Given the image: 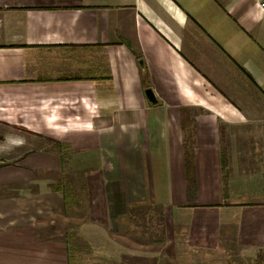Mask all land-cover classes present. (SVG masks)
<instances>
[{
  "label": "crops",
  "instance_id": "crops-1",
  "mask_svg": "<svg viewBox=\"0 0 264 264\" xmlns=\"http://www.w3.org/2000/svg\"><path fill=\"white\" fill-rule=\"evenodd\" d=\"M248 123L261 130L234 127ZM3 153L0 171L100 172L78 233L107 258L109 218L129 206L183 224L202 212L212 239L229 236L223 217L237 229L236 213L264 209V13L254 0H0ZM38 180L0 179V264H73L72 234H56L63 193Z\"/></svg>",
  "mask_w": 264,
  "mask_h": 264
},
{
  "label": "rangeland",
  "instance_id": "rangeland-1",
  "mask_svg": "<svg viewBox=\"0 0 264 264\" xmlns=\"http://www.w3.org/2000/svg\"><path fill=\"white\" fill-rule=\"evenodd\" d=\"M248 125L250 127H247V124L239 125L240 128L239 126L234 127L236 130H241L240 134L246 133V129L250 128L252 131L261 130L259 124L256 126V124L248 123ZM242 129H245L244 132H242ZM253 141L260 142L261 139H254ZM260 150L259 153L262 152L261 148ZM5 156L3 153L0 160ZM259 156L264 157L261 154ZM68 161V169L65 170L0 171V179L5 180L7 183L15 182L14 187H8V189L12 188L13 190H20V188L34 189L35 184L31 182L39 181L40 178H45L47 187L53 191L64 185L70 188L71 193H73V201L70 204L73 206L67 207V215L65 214L59 226H57L56 234H59L63 239H67L68 235L72 234L74 240H70L72 245L71 255H74L73 264H264V211H262L264 209L262 207L261 209L236 213L238 215L234 218L238 221L237 229L234 226L233 218L226 219V217H223V219L232 223L228 224L227 227L230 235L226 236L223 230L221 234L220 229L216 231L215 236L213 235V240L210 234L213 230L206 232L208 229L205 230L203 227L205 220L202 219L204 218L202 212L196 213L199 220H189L188 223L183 224L181 216L171 219L172 213L167 214V219L165 214L167 211L160 205H142L150 207L149 209H143L141 215L137 213L139 209L136 211L131 209L137 206H129L122 223L110 214L112 216L109 218V228L112 229L113 233L122 234L123 227H125V230L123 235L119 234V239L117 238L118 233L115 236L109 235L111 239L113 237L115 244L108 245V248H110L108 258L106 255L102 256L101 250L104 245L96 241L99 239L98 234L86 241L85 237H88V235L84 236L78 233V230L85 226L87 220H85V217L89 215H87V211L89 212V192L87 188L89 189V185L96 183L100 172H91L87 168H81L80 165L74 168L75 166L68 165ZM238 177L236 174V178ZM5 189L6 187L3 190ZM98 210L101 211V209ZM147 210L150 211L147 213ZM194 214L192 213L191 216L193 217ZM247 214L253 215L252 219L248 217L246 219ZM243 222L249 225L239 227ZM172 223L174 226H171ZM214 227L218 228V224H214L210 228ZM200 234L203 235L201 238L203 241L197 243L195 239H199ZM117 241L121 244L124 243L126 247L118 250ZM119 251L121 252L119 253Z\"/></svg>",
  "mask_w": 264,
  "mask_h": 264
},
{
  "label": "trees",
  "instance_id": "trees-1",
  "mask_svg": "<svg viewBox=\"0 0 264 264\" xmlns=\"http://www.w3.org/2000/svg\"><path fill=\"white\" fill-rule=\"evenodd\" d=\"M190 142V140H189ZM191 143V142H190ZM185 175H186V181H187V190H188V195H189V198H193L194 197V193L196 191V187H195V181H194V177H193V163H192V153H191V149L186 148V145H185ZM58 190L62 191L63 193V196H64V200H65V207H70L72 204H70V202L73 201V198H72V194L71 191H70V188H68L67 186H63L61 188H57ZM150 206H137V207H132L131 209L133 210H137V213L141 215V211L143 209H149ZM132 210V211H133ZM150 210H147V213L149 212ZM139 215V216H140Z\"/></svg>",
  "mask_w": 264,
  "mask_h": 264
},
{
  "label": "water",
  "instance_id": "water-1",
  "mask_svg": "<svg viewBox=\"0 0 264 264\" xmlns=\"http://www.w3.org/2000/svg\"><path fill=\"white\" fill-rule=\"evenodd\" d=\"M145 95L147 97V100L150 102V103H155V97H154V94L151 90L147 89L145 91Z\"/></svg>",
  "mask_w": 264,
  "mask_h": 264
},
{
  "label": "built area",
  "instance_id": "built-area-1",
  "mask_svg": "<svg viewBox=\"0 0 264 264\" xmlns=\"http://www.w3.org/2000/svg\"><path fill=\"white\" fill-rule=\"evenodd\" d=\"M258 9L264 13V0H254Z\"/></svg>",
  "mask_w": 264,
  "mask_h": 264
}]
</instances>
